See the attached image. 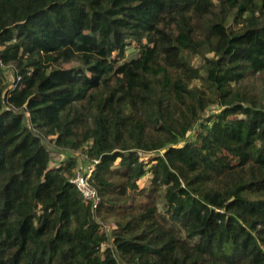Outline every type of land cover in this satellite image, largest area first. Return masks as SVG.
<instances>
[{"label": "trees", "instance_id": "obj_1", "mask_svg": "<svg viewBox=\"0 0 264 264\" xmlns=\"http://www.w3.org/2000/svg\"><path fill=\"white\" fill-rule=\"evenodd\" d=\"M0 54V264H264V0H0Z\"/></svg>", "mask_w": 264, "mask_h": 264}, {"label": "built area", "instance_id": "obj_2", "mask_svg": "<svg viewBox=\"0 0 264 264\" xmlns=\"http://www.w3.org/2000/svg\"><path fill=\"white\" fill-rule=\"evenodd\" d=\"M0 67L4 69L7 68L1 61V54ZM138 154L142 159H146L148 156V154L144 152H139ZM98 164V160L91 161L87 156H82V162L78 165L75 176L71 180V183L76 186L84 200L89 202L95 210L98 209L101 204V197L91 184V179L96 165ZM104 227L106 228L105 225Z\"/></svg>", "mask_w": 264, "mask_h": 264}, {"label": "rangeland", "instance_id": "obj_3", "mask_svg": "<svg viewBox=\"0 0 264 264\" xmlns=\"http://www.w3.org/2000/svg\"><path fill=\"white\" fill-rule=\"evenodd\" d=\"M137 55V52L131 50L129 53V59H133L135 58ZM191 64L195 67V68H202L204 65V60L202 57H195L191 60ZM71 66H67V68H70ZM204 73V71L202 72ZM8 74V82L10 83V85H12L14 83V75L13 73L9 70L7 71ZM12 87V86H11ZM194 139V133H192V135H190L189 140H193ZM49 150L52 152L53 155V160H52V164L54 165H59L61 162H63L67 157H75L77 159L78 165L81 164L82 162V156L81 152H64L61 151L59 149H56L53 145H49ZM154 155V154H153ZM142 187H145L146 185H148L147 182V178L142 179V181L140 182ZM111 230V227L106 225V229Z\"/></svg>", "mask_w": 264, "mask_h": 264}]
</instances>
